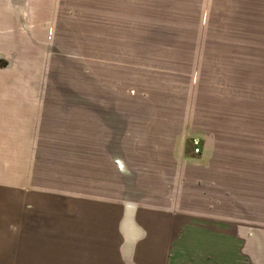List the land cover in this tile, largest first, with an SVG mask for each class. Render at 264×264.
Masks as SVG:
<instances>
[{"label": "rangeland", "instance_id": "rangeland-1", "mask_svg": "<svg viewBox=\"0 0 264 264\" xmlns=\"http://www.w3.org/2000/svg\"><path fill=\"white\" fill-rule=\"evenodd\" d=\"M89 2L122 4L126 21L136 24L121 30L125 36L130 39L132 32H140L141 52L159 51L168 59L164 66L175 84L182 91L189 84L196 107L205 106L204 111L195 108L194 115L207 118V143L217 149L207 163L215 172H186L183 189H178L183 195L174 194L169 200H175L181 212L211 219H177L175 214L143 210L139 221L145 237L132 253L125 252L115 207L98 206V211L91 207L92 213L80 214L68 182L60 177L54 181L45 173L38 180L37 173H24V167L31 166L27 158L11 157L9 163L2 155L0 264H264V0H72L70 4ZM6 4L0 0V8ZM13 17L0 11V84L21 83L7 77L5 69L35 72L42 46L36 44L38 36L45 33L48 41L53 38V27H38L37 18L26 23L35 27L16 29ZM26 40L28 49L21 44ZM66 40L67 52L86 58L94 50L95 56H101L99 44L73 45ZM124 49L126 85H131L133 61L128 58L134 46L126 44ZM149 63L144 60L142 67ZM131 110H127L130 117ZM196 144L201 153L205 140H193V152ZM146 145L142 141L143 150ZM149 176L134 174L132 182L143 192L138 202L145 207L166 206L168 196L155 195L162 187L155 188L157 183ZM38 185L40 191L33 189ZM103 191L105 199L118 197L115 189ZM167 191L163 188L164 194Z\"/></svg>", "mask_w": 264, "mask_h": 264}, {"label": "crops", "instance_id": "crops-1", "mask_svg": "<svg viewBox=\"0 0 264 264\" xmlns=\"http://www.w3.org/2000/svg\"><path fill=\"white\" fill-rule=\"evenodd\" d=\"M5 1L0 11L15 14L16 29L35 27L26 23L37 18L38 27H53V38L48 41L45 33L38 36L36 44L42 46L38 65L32 69L35 72L5 69L7 77L21 83L5 80L0 84V156L8 157L9 163L11 157L27 158L31 166L23 171L37 173L38 180L45 173L54 181L60 177L68 182L70 198L80 214L92 213L91 207L92 211L100 210L98 206L115 207L125 252L132 253L133 246L145 237L139 221L143 210L175 214L177 219H211L181 212L174 206L175 200H169L182 194L178 189H183L186 172H215L207 163L211 152L217 151L215 145L207 143V118L194 115L195 108L204 111L205 106L196 107L189 84L185 91L175 84L172 72L164 66L168 59L159 51L155 55L141 52L140 32H132L133 40L125 36L121 30L136 28V24L126 21L122 4ZM7 27L13 28V24ZM67 38L73 45H101V56H95L94 50L86 58L76 51L67 52ZM21 44L28 49L30 41ZM126 44L134 46L128 58L133 61L131 85H126L125 79ZM144 60L150 62L145 68ZM127 110L133 112L132 117ZM193 140H205L200 154H194ZM142 141L147 144L144 150ZM144 155L149 159H143ZM136 173L150 174V180L157 183L155 188L161 184L155 195H167L166 206L152 203L145 207L138 202L143 192L132 182ZM197 179L198 183V175ZM127 185L134 189H127ZM32 187L41 189V185ZM111 188L117 190L118 197L105 199L103 190ZM163 188L168 190L165 194Z\"/></svg>", "mask_w": 264, "mask_h": 264}, {"label": "built area", "instance_id": "built-area-1", "mask_svg": "<svg viewBox=\"0 0 264 264\" xmlns=\"http://www.w3.org/2000/svg\"><path fill=\"white\" fill-rule=\"evenodd\" d=\"M194 153L195 154H199L200 153V148L198 147V144H196V146H195Z\"/></svg>", "mask_w": 264, "mask_h": 264}]
</instances>
